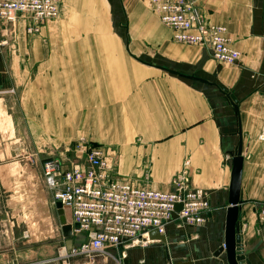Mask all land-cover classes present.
Masks as SVG:
<instances>
[{"label":"crops","instance_id":"0c3cea01","mask_svg":"<svg viewBox=\"0 0 264 264\" xmlns=\"http://www.w3.org/2000/svg\"><path fill=\"white\" fill-rule=\"evenodd\" d=\"M134 1L63 0L61 22L97 20L95 6H104L112 20L117 15L120 21L121 7ZM190 1L209 23L225 26L240 53L234 65L213 61L205 46L172 43L169 30H155L151 36L157 44L144 49L145 45L130 44L131 40L122 44V37L133 34L119 28L107 32L110 45H70L63 50L52 43L53 31L47 36L43 28L41 36L25 44V22L11 27L0 21V97L4 100L11 88L25 91L27 78L33 75L41 94H55L46 98L50 111L39 115L82 118L83 125L114 150V158L110 150L106 157L119 180L135 186L146 180L154 191H172V178L189 161L190 184L207 195L210 211L205 223L171 224L165 242L128 250L123 264L139 260L228 264L225 252L219 250L229 208L232 160L240 145L237 235L241 255L237 260L264 264V225L257 220V208L264 204V0ZM73 6L84 11H73ZM46 37L49 44H43ZM78 160L60 162L59 171ZM81 240L73 237L72 245ZM6 242L8 238H0V264L11 258L9 249L3 250ZM43 254L30 253L23 259L48 253Z\"/></svg>","mask_w":264,"mask_h":264},{"label":"built area","instance_id":"2783aa9c","mask_svg":"<svg viewBox=\"0 0 264 264\" xmlns=\"http://www.w3.org/2000/svg\"><path fill=\"white\" fill-rule=\"evenodd\" d=\"M59 5L60 0H0V21L11 27L25 22L28 34L37 33L44 22L58 18ZM151 6L175 42L207 47L218 64L234 65L239 60L227 29L207 24L192 3L152 0ZM74 150L84 159L83 168L70 166L60 172V164L51 159L42 163L41 170L52 206L70 209L71 239L82 240L69 251L64 247L61 257L39 264H70V258L80 264H123L128 250L158 242L149 238L151 232L164 236L171 224L205 223L210 207L204 191L180 183L172 191L158 192L115 181L102 149L79 139ZM257 220L264 225V204L257 208Z\"/></svg>","mask_w":264,"mask_h":264},{"label":"rangeland","instance_id":"374dc122","mask_svg":"<svg viewBox=\"0 0 264 264\" xmlns=\"http://www.w3.org/2000/svg\"><path fill=\"white\" fill-rule=\"evenodd\" d=\"M62 1L60 0L58 18L47 24L44 22L37 33L28 34L26 32L28 24L24 25L25 44L41 36L40 32L44 28L43 31L47 29V36L52 31L56 33L52 43L54 46L62 47L63 50L70 45L103 47L112 44V37L106 36L111 32L110 30L116 31L120 28L129 30V34L131 30L134 35L132 37L129 35L128 38L122 37L120 40L122 44H128V40H131L130 44L145 45L144 49L148 44H157L151 36L155 30H169L160 23L153 11L152 0H135L134 4L123 5L120 21L117 20V15L116 20H112V16L107 14L104 6H95L93 12L97 20L72 19L67 22H61V12L63 13L62 10L65 9ZM187 1L195 6L194 2ZM73 11H84V9L73 6ZM200 15L207 24L211 25L203 14L200 13ZM170 33L172 43L197 47L175 42L171 31ZM42 41L43 44H49V37L42 38ZM27 79L29 82L24 88L25 91L17 92L11 88L4 100L0 97V238L5 236L9 239V252H11V258L5 264H39L61 257L62 249L65 247L64 240L67 238L63 237V225L60 223V219L65 216L52 206V193L47 188L41 174L42 170L40 171L44 161L53 159L60 164V162H70L77 157L79 160L75 166L81 167L83 164L84 167V159L74 150L77 140L84 139L87 143L103 150L112 178L115 181L125 182L119 180L114 165L109 164L106 157L110 150V156L114 158V150L108 149L99 141L97 132L83 125L82 118L39 115V113L50 111L46 98H51L55 94L51 95L49 92L41 94L39 91L41 87H35L33 75ZM71 96H74V93H71ZM36 113L38 115H35ZM115 161L113 163H116ZM182 167V170L172 178L171 184L174 186L181 183L188 189H197L192 187L187 176L189 161L185 160ZM29 169L31 170L28 176ZM144 181L142 185L136 187L153 190L146 180ZM68 226H71V221ZM8 244L6 242L4 247ZM45 252L48 253L46 256L39 255L32 259H23L30 253ZM69 263L80 264L76 259L71 258Z\"/></svg>","mask_w":264,"mask_h":264},{"label":"water","instance_id":"95a60500","mask_svg":"<svg viewBox=\"0 0 264 264\" xmlns=\"http://www.w3.org/2000/svg\"><path fill=\"white\" fill-rule=\"evenodd\" d=\"M241 147L240 145L236 149L232 160V172H231V182L229 186V208L227 209L226 222H225V232H224V242L220 252L224 251L227 257L228 264H241L238 262V257L241 255L240 250V237L237 235V215H238V205L241 203L239 200V191H240V171H241ZM56 210L62 212L65 218L60 219L61 225H63V237L67 238L65 242V248L69 251L72 248V241L70 237L71 226H68L71 219L69 207H60L57 205ZM181 208L180 205L175 207V211H179ZM174 217V216H173ZM151 240H157L165 242L164 236L158 235L156 232H151L149 234ZM9 243V242H8ZM10 244L3 249H9Z\"/></svg>","mask_w":264,"mask_h":264},{"label":"bare ground","instance_id":"6f19581e","mask_svg":"<svg viewBox=\"0 0 264 264\" xmlns=\"http://www.w3.org/2000/svg\"><path fill=\"white\" fill-rule=\"evenodd\" d=\"M63 254H64V252H63Z\"/></svg>","mask_w":264,"mask_h":264}]
</instances>
